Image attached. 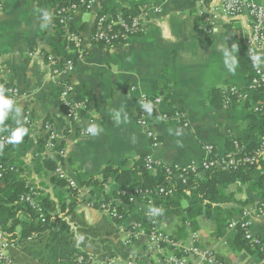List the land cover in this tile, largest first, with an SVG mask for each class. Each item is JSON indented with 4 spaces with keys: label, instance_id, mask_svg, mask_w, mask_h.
<instances>
[{
    "label": "crops",
    "instance_id": "obj_1",
    "mask_svg": "<svg viewBox=\"0 0 264 264\" xmlns=\"http://www.w3.org/2000/svg\"><path fill=\"white\" fill-rule=\"evenodd\" d=\"M51 1L56 0H0V88L8 86L19 92L15 106L0 114V134L10 142L11 157L7 163L11 162L15 168L13 175L33 186L40 198H48L56 205L67 203L70 198V188L53 182L54 172L48 160L55 158L45 150L46 123L60 136V144L66 150L63 169L81 188V198L89 203L107 199L118 206L124 204L116 198L120 185L112 182L101 190L82 188V182L99 178L108 165L118 167L126 162L132 166L152 156L162 164L186 166L204 160L206 146L224 154L231 152L230 140L239 138L245 145L260 139H256L263 125L260 116L246 111L241 104L225 109L223 103L216 105L210 97L214 91L229 88L248 95L246 75L230 45L232 36L244 46L250 37L252 26L247 14L234 18L216 15L212 22L214 32L208 35L201 30L205 17L195 0H95L93 11L79 14L75 20L84 41L83 52L78 54L64 40ZM244 1L264 7V0ZM220 2L210 0L212 14ZM144 6L159 11L151 10L143 17L144 32L139 37L110 48L94 44L96 15L137 14ZM49 56L60 60L73 57L72 100L79 97L88 106L82 113V121L75 125L66 117L60 101L64 80L52 76ZM260 56L264 69V49ZM141 94L162 98L163 111L186 112L190 127L158 123L150 116L149 127L159 139L153 147L145 129L137 123L142 112ZM26 116L30 123L25 122ZM84 130L88 131L87 135L82 134ZM230 192L235 195V202L224 205L223 209L231 213L234 222L241 220L244 207L258 209L264 205L242 186L234 185ZM92 208L86 204L78 210L84 216L81 222L87 227L72 224L71 239L88 258L84 264H165L174 250L191 246L213 252L225 264H264V253L238 251L233 243L236 230L228 229L222 236H216L214 215L200 217L197 232L188 229L186 238L176 216L165 215L153 204L137 199L125 206L128 218L124 223L113 231L109 229L106 236H99L95 231L101 229L106 213ZM145 217H151L169 239H177L175 247L150 250L147 235H140L128 244L130 229ZM252 222L253 235L264 244V213L255 211ZM194 235L197 240H193ZM10 240L14 245L8 254L15 264H61L50 258L45 244L39 249H26L20 247L19 239L10 237ZM110 254L114 257H109ZM197 262L204 264L199 259Z\"/></svg>",
    "mask_w": 264,
    "mask_h": 264
},
{
    "label": "trees",
    "instance_id": "obj_2",
    "mask_svg": "<svg viewBox=\"0 0 264 264\" xmlns=\"http://www.w3.org/2000/svg\"><path fill=\"white\" fill-rule=\"evenodd\" d=\"M56 1H53V3L51 1L52 8H56L61 0ZM207 2L209 3L210 1ZM131 14L135 13L131 12ZM72 28L75 32L81 33V29L76 28V23ZM230 45L234 50L236 61L246 75L249 88L255 78V74L247 55L246 46L235 36L231 37ZM8 89V86L0 88V98L9 99ZM227 95L231 99V106H239L241 104L243 109L249 110V112L254 111L256 103H264V87L255 92L253 91L252 95L243 99L240 98V91ZM210 97L212 103L222 105L224 91H214ZM79 100L81 99L78 97L77 101ZM4 110L5 108L1 107L0 114ZM254 116H260L263 120L262 128L256 136V139H261L264 137V115L254 114ZM259 140L245 145L239 138L230 140L228 141V149L229 151H235V143H237L240 148L244 147L243 154L253 153L260 148L261 140ZM9 143V139L6 138L4 146L0 147V158L8 167H13L11 162L7 163L9 162V157H11V146ZM54 160L56 162V159ZM54 160H48L49 168H51L52 172H55L57 168ZM2 173L3 176H0V231L8 235L12 234L13 239H19L20 247L26 249L31 247L39 249L41 245L45 244L47 249H49L50 258L61 264H84L88 259L80 249L76 248L75 242L71 239L73 227H87L86 223L81 222V220L84 221L83 214H78L80 205H91L94 211L101 210L106 213L101 229L95 231L98 232L99 236H106L109 229L113 231L114 227L121 225L127 220L128 213H125V206L129 204V194L147 192L151 194L152 204L155 208L162 211L165 215L176 216L179 229L186 232L187 238V230L189 229L191 233H196L198 230V219L203 216L207 218L212 215L215 216L217 220L216 236H222L224 231L229 229L232 215L229 211H225L223 206L235 202V195L230 192V188L234 185L244 187L248 195L253 194L264 202V164L260 163L258 166L243 165L236 170L210 169L201 171L198 176H190L187 184H183L176 175H166L162 170L156 174L150 173L146 168L145 158H143L132 166L126 162L118 167L108 165L104 168L99 178H91L81 184L82 188L94 187L104 190L110 183H116L120 185V191L116 194V198L121 199L124 203L123 205H115L107 199L101 202L89 203L85 198H81L82 190L80 187L69 189L70 198L67 203L62 202L56 205L48 198H40L46 220L43 223L27 204L20 202L21 196L28 192L26 183L18 179L10 171ZM53 182L61 186L66 185L55 174ZM161 189L171 191V195L160 194ZM184 204H186V207H184ZM104 205H110L111 208L116 209L121 219L112 218L108 210L103 208ZM244 209L246 207L242 211ZM154 223L155 221L151 217H145L138 221L147 236L151 234ZM72 224H74L73 227ZM170 240L173 244L178 241L173 237H170ZM233 243L236 244L238 251L247 250L253 254L256 252L260 253L259 249L251 248L240 230H236ZM166 246L168 244L162 245L163 248ZM31 254L33 255L34 253ZM110 255L109 257H114L113 254ZM34 256L38 257L35 254ZM174 256L183 258L187 255L184 254L182 249L179 251L174 250ZM80 258H83L81 263L78 262ZM216 260L221 262L217 258Z\"/></svg>",
    "mask_w": 264,
    "mask_h": 264
},
{
    "label": "built area",
    "instance_id": "obj_3",
    "mask_svg": "<svg viewBox=\"0 0 264 264\" xmlns=\"http://www.w3.org/2000/svg\"><path fill=\"white\" fill-rule=\"evenodd\" d=\"M201 8V15L203 18L201 30L208 35H212L213 20L216 15H224L226 17L234 18L242 14H247L251 20L252 33L248 39L245 40V46L247 49V55L250 60L252 70L255 74V78L249 86L248 95L242 94L240 98H246L253 94V91H257L261 87H264V69L262 67V61L260 53L264 49V7L258 6L253 2L244 0H221L220 5L213 11H209L210 0H195ZM95 0H61L56 7L54 16L55 20L62 31L64 40L70 46L73 51L78 54L83 52V38L81 33H77L73 30L72 26L75 24V20L79 14L91 13L93 11ZM2 8L0 4V9ZM158 12L159 9L152 6H144L141 8L140 13L131 14L127 12L119 13H101L95 16V26L93 33V42L96 45H102L107 48L117 45H126L130 41L139 37L144 32L143 17L146 16L149 11ZM210 12V13H209ZM257 56L258 61L254 63ZM73 57H67L64 60L58 59L56 56H49L47 58L50 66L52 76L56 79H63L62 91L60 93V101L65 107L66 117L71 124L75 125L82 121V113L88 109L86 101H74L72 96L74 94V87L71 83V76L75 70V64ZM236 88H229L224 91L223 107L228 109L231 107V99L227 94L237 93ZM226 92V94H225ZM9 99L5 100L0 98V108H10L15 106L19 92L16 88H10L8 90ZM164 101L162 98H148L145 94L140 96V108L141 114L137 120L139 126L145 129L147 137L150 139L152 146L156 147L159 143L157 135L149 127V118L154 116L158 123H174L181 128H189L190 124L188 116L183 110H175L170 113L161 109ZM254 113L257 115H264V103H256ZM15 112L21 113L20 110ZM26 123H30V118L26 116L24 118ZM45 132V150L56 159V171L55 175L61 181H64L70 189H77L76 182L69 178L65 173L62 165V161L65 158L66 150L60 144V136L56 133L54 127L50 123L44 125ZM82 134H88V131H82ZM6 142V137L0 134V147H3ZM7 144V143H6ZM260 148L253 153L243 154L244 147L240 148L238 144H235V151L219 154L216 152L215 147L206 146V158L199 163H193L191 165H166L161 162H157L152 156L145 158L146 168L150 173L156 174L162 170L166 175L177 176L183 184H187V180L190 176H198L201 171H208L210 169L218 170H236L240 166L250 165L258 166L260 163L264 164V139L260 143ZM7 171L16 172L14 167H8L0 158V176ZM28 192L23 194L20 198L21 203L27 204L37 215L39 220L45 223L44 208L41 203L39 192L30 184H27ZM160 194L169 196L171 191L161 189ZM137 199L143 200L145 203L152 205L151 194L137 192L135 194H129V204L134 203ZM106 208L112 218H119V213L116 209L111 208L110 205L103 206ZM264 213V205L262 204L258 209L246 208L241 213V220L239 222L232 221L229 224V230H240L243 233L244 239L253 249H259L261 253H264V244L261 239L254 236L252 233V214ZM131 237L127 241L131 243L132 239H137L140 235H145V232L140 224L136 223L130 229ZM151 241L150 250L161 251L162 245L168 244L175 247V244L164 235L156 223L150 235H148ZM11 235H8L0 231V264H15L12 257L8 254L10 247H13V243L10 240ZM193 240H197V236H193ZM185 257L178 258L174 255L169 257L165 264H199L198 259L204 264H225L216 260L213 252L209 250H201L195 246L183 248ZM133 264V263H130Z\"/></svg>",
    "mask_w": 264,
    "mask_h": 264
},
{
    "label": "clouds",
    "instance_id": "obj_4",
    "mask_svg": "<svg viewBox=\"0 0 264 264\" xmlns=\"http://www.w3.org/2000/svg\"><path fill=\"white\" fill-rule=\"evenodd\" d=\"M234 48H235V46H234ZM258 59H259V57L257 56L256 60H254V63H256L258 61Z\"/></svg>",
    "mask_w": 264,
    "mask_h": 264
}]
</instances>
